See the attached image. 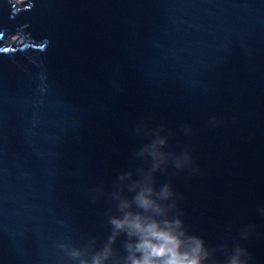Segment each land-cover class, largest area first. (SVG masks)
Listing matches in <instances>:
<instances>
[{"label":"water","instance_id":"95a60500","mask_svg":"<svg viewBox=\"0 0 264 264\" xmlns=\"http://www.w3.org/2000/svg\"><path fill=\"white\" fill-rule=\"evenodd\" d=\"M138 124L198 169L155 174L189 233L264 264V0H0V264L100 246Z\"/></svg>","mask_w":264,"mask_h":264},{"label":"clouds","instance_id":"9594fccd","mask_svg":"<svg viewBox=\"0 0 264 264\" xmlns=\"http://www.w3.org/2000/svg\"><path fill=\"white\" fill-rule=\"evenodd\" d=\"M163 131L136 126V134L148 140L134 153V159L143 164L120 173L113 190L107 193L112 205L106 213L111 230L99 247L96 238L82 247L58 244L72 264H252V254L240 241L255 234V224L239 229V239L227 235L224 242L208 246L186 228L177 205L181 197L174 193L171 183L157 186V172L174 175L177 171H198L192 167L187 150L176 153L169 149L171 133L161 136ZM94 191L104 194L102 188ZM260 215L264 216V208ZM122 237L123 253L116 247Z\"/></svg>","mask_w":264,"mask_h":264}]
</instances>
